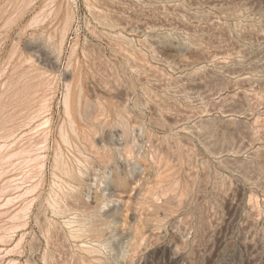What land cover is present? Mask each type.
Instances as JSON below:
<instances>
[{"label": "rangeland", "instance_id": "374dc122", "mask_svg": "<svg viewBox=\"0 0 264 264\" xmlns=\"http://www.w3.org/2000/svg\"><path fill=\"white\" fill-rule=\"evenodd\" d=\"M0 264H264V0H0Z\"/></svg>", "mask_w": 264, "mask_h": 264}, {"label": "bare ground", "instance_id": "6f19581e", "mask_svg": "<svg viewBox=\"0 0 264 264\" xmlns=\"http://www.w3.org/2000/svg\"><path fill=\"white\" fill-rule=\"evenodd\" d=\"M37 21H38V20H37ZM35 22H36V21H35ZM32 41H33V40H32ZM174 45H175V44H174ZM60 47H61V46H60ZM37 52H38V51H37ZM30 119H31V118H30ZM30 119H29V120H30ZM29 120H28V122H29ZM31 122H32V121H31ZM29 123H30V122H29ZM42 124H43V123H42ZM45 124H46V123H45ZM45 124H44V125H45ZM39 126H40V124H39ZM37 127H38V126H37ZM34 146H35V145H34ZM2 147H3V146H2ZM29 150H30V149H29ZM35 150H36V149H35ZM25 153H26V152H25ZM33 153H34V152H33ZM16 154H17V153H16ZM19 154H20V153H19ZM19 154H18V155H19ZM23 154H24V153H23ZM18 155H17V156H18ZM24 155H25V154H24ZM9 156H10V155H9ZM36 158H37V157H36ZM7 159H8V158H7ZM9 159H10V158H9ZM29 159H30V158H29ZM35 161H36V160H35ZM37 161L39 162V160H37ZM24 163H25V162H24ZM33 163H34V162H33ZM35 163H37V162H35ZM35 163H34V164H35ZM28 165H29V164H28ZM30 165H31V164H30ZM67 169H68V168H67ZM67 173H68V172H67ZM9 200H10V198H9ZM7 202H9V201H7Z\"/></svg>", "mask_w": 264, "mask_h": 264}]
</instances>
